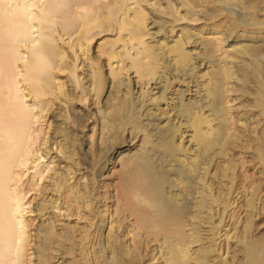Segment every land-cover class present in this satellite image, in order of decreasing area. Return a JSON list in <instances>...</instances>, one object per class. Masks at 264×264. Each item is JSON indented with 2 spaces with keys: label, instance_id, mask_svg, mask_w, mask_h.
Here are the masks:
<instances>
[{
  "label": "bare ground",
  "instance_id": "bare-ground-1",
  "mask_svg": "<svg viewBox=\"0 0 264 264\" xmlns=\"http://www.w3.org/2000/svg\"><path fill=\"white\" fill-rule=\"evenodd\" d=\"M261 214L264 0H0V264H264Z\"/></svg>",
  "mask_w": 264,
  "mask_h": 264
},
{
  "label": "rangeland",
  "instance_id": "rangeland-1",
  "mask_svg": "<svg viewBox=\"0 0 264 264\" xmlns=\"http://www.w3.org/2000/svg\"><path fill=\"white\" fill-rule=\"evenodd\" d=\"M92 50H94V48L92 49ZM85 130H87V132L86 133H90V131L88 130V128L86 127V129ZM127 142H125V144H126ZM125 144H123L122 146H126ZM110 168L108 169L109 171L107 172L108 173V176L106 177L107 179L109 178V177H111L112 178V182H116L117 181V178H116V169H118L117 167H119L118 165H117V163L115 164L114 163V167H112L111 165L109 166ZM114 168V169H113ZM112 170H115L114 172L112 171ZM251 171V172H250ZM111 172H113V173H111ZM256 172V171H255ZM254 172V170H252V167H250L249 168V173H254L255 175L257 174V172L255 173ZM116 173V174H115ZM111 174V175H110ZM115 174V176H113ZM114 177H115V179H114ZM240 200V199H239ZM263 223H264V214H261L260 215V217H259V221H258V224L259 225H257L256 226V228L254 229V233H255V231H256V233H258V235H259V237H264V225H263ZM263 226V227H262ZM262 235V236H261Z\"/></svg>",
  "mask_w": 264,
  "mask_h": 264
}]
</instances>
